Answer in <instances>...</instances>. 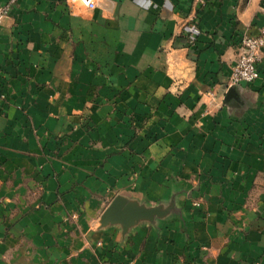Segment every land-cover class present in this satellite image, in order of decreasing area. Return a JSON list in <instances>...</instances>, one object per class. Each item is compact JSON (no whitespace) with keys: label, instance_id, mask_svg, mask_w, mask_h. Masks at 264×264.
<instances>
[{"label":"crops","instance_id":"0c3cea01","mask_svg":"<svg viewBox=\"0 0 264 264\" xmlns=\"http://www.w3.org/2000/svg\"><path fill=\"white\" fill-rule=\"evenodd\" d=\"M94 1L0 21V264H264V48L223 101L264 0Z\"/></svg>","mask_w":264,"mask_h":264},{"label":"built area","instance_id":"2783aa9c","mask_svg":"<svg viewBox=\"0 0 264 264\" xmlns=\"http://www.w3.org/2000/svg\"><path fill=\"white\" fill-rule=\"evenodd\" d=\"M14 0H8L0 3V21L5 17ZM68 2H78L87 9H92L95 5L94 0H67ZM184 32L188 46L194 44L196 36L200 29L197 26L194 17L184 25ZM238 53L231 65L228 76V86L250 84L259 77L258 64L261 60V51L264 48V24H262L257 33L251 34L242 32L238 39Z\"/></svg>","mask_w":264,"mask_h":264},{"label":"water","instance_id":"95a60500","mask_svg":"<svg viewBox=\"0 0 264 264\" xmlns=\"http://www.w3.org/2000/svg\"><path fill=\"white\" fill-rule=\"evenodd\" d=\"M238 85L227 87L223 101H237L236 88ZM156 207H145L133 201H126L122 196H115L102 211L99 217V225L119 224L125 231L129 226L139 220H151L153 215L157 214Z\"/></svg>","mask_w":264,"mask_h":264}]
</instances>
